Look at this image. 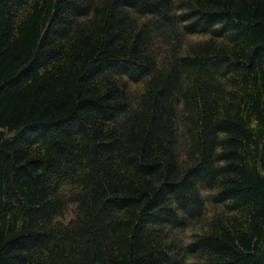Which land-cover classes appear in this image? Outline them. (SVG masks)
Returning <instances> with one entry per match:
<instances>
[{
	"label": "trees",
	"instance_id": "obj_1",
	"mask_svg": "<svg viewBox=\"0 0 264 264\" xmlns=\"http://www.w3.org/2000/svg\"><path fill=\"white\" fill-rule=\"evenodd\" d=\"M0 264H264V0H0Z\"/></svg>",
	"mask_w": 264,
	"mask_h": 264
}]
</instances>
